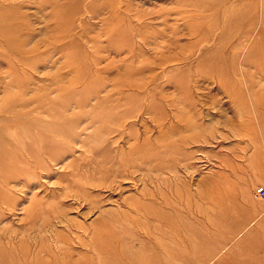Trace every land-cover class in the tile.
Returning <instances> with one entry per match:
<instances>
[{
	"label": "rangeland",
	"instance_id": "1",
	"mask_svg": "<svg viewBox=\"0 0 264 264\" xmlns=\"http://www.w3.org/2000/svg\"><path fill=\"white\" fill-rule=\"evenodd\" d=\"M264 0H0V264H264Z\"/></svg>",
	"mask_w": 264,
	"mask_h": 264
},
{
	"label": "built area",
	"instance_id": "2",
	"mask_svg": "<svg viewBox=\"0 0 264 264\" xmlns=\"http://www.w3.org/2000/svg\"><path fill=\"white\" fill-rule=\"evenodd\" d=\"M255 193H256V196H259V197L263 196L264 195V188L263 187L258 188L255 191Z\"/></svg>",
	"mask_w": 264,
	"mask_h": 264
}]
</instances>
